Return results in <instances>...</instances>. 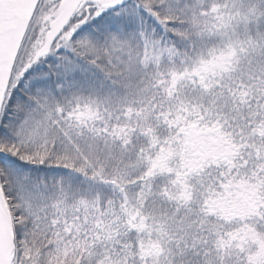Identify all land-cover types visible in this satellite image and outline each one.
<instances>
[{
  "label": "snow or ice",
  "instance_id": "obj_1",
  "mask_svg": "<svg viewBox=\"0 0 264 264\" xmlns=\"http://www.w3.org/2000/svg\"><path fill=\"white\" fill-rule=\"evenodd\" d=\"M0 264H264V0H0Z\"/></svg>",
  "mask_w": 264,
  "mask_h": 264
}]
</instances>
